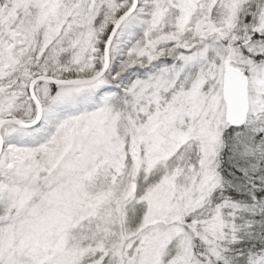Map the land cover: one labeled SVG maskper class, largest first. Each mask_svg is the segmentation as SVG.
Masks as SVG:
<instances>
[{"label":"snow or ice","instance_id":"obj_1","mask_svg":"<svg viewBox=\"0 0 264 264\" xmlns=\"http://www.w3.org/2000/svg\"><path fill=\"white\" fill-rule=\"evenodd\" d=\"M0 264H264V0H0Z\"/></svg>","mask_w":264,"mask_h":264}]
</instances>
